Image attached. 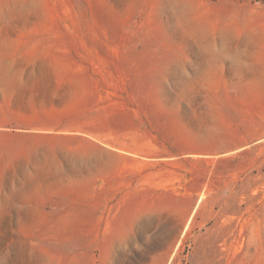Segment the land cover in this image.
<instances>
[{"label": "rangeland", "instance_id": "1", "mask_svg": "<svg viewBox=\"0 0 264 264\" xmlns=\"http://www.w3.org/2000/svg\"><path fill=\"white\" fill-rule=\"evenodd\" d=\"M258 16L0 0V264H264L263 121L211 61Z\"/></svg>", "mask_w": 264, "mask_h": 264}, {"label": "crops", "instance_id": "2", "mask_svg": "<svg viewBox=\"0 0 264 264\" xmlns=\"http://www.w3.org/2000/svg\"><path fill=\"white\" fill-rule=\"evenodd\" d=\"M244 19L243 24L235 26L237 33L243 34L241 46L217 48L218 53L212 54L211 61L217 65L233 66L234 86H242L246 100L255 104L251 109L257 112L256 119L263 121L256 123L259 128L264 127V16ZM216 34L218 37L219 33ZM256 132L264 134V130Z\"/></svg>", "mask_w": 264, "mask_h": 264}]
</instances>
